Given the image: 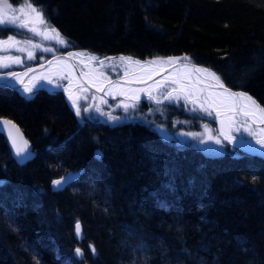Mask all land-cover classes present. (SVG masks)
I'll use <instances>...</instances> for the list:
<instances>
[{"label":"trees","instance_id":"trees-1","mask_svg":"<svg viewBox=\"0 0 264 264\" xmlns=\"http://www.w3.org/2000/svg\"><path fill=\"white\" fill-rule=\"evenodd\" d=\"M30 1L76 49L191 57L264 108V0ZM0 117L37 150L19 165L0 134V264H78L77 220L87 264H264V157L174 149L139 123L80 125L60 94L0 88ZM72 166L85 174L54 191Z\"/></svg>","mask_w":264,"mask_h":264},{"label":"rangeland","instance_id":"rangeland-1","mask_svg":"<svg viewBox=\"0 0 264 264\" xmlns=\"http://www.w3.org/2000/svg\"><path fill=\"white\" fill-rule=\"evenodd\" d=\"M23 2L25 3V12L27 13V15H25L24 13H21L19 8H15L17 7L15 5H19V2H16L13 0H10V3L13 4L16 11L13 12L7 9V6H5V10L9 16L16 15L20 19L29 21V25L33 26L32 22L34 20H37L38 18L36 17V14L34 12H31L30 9L27 8V4L29 2L28 1H23ZM35 6L37 8L42 9V7L39 4L38 5L35 4ZM43 16H44V19L47 21V23L40 24L37 22L34 24L36 28L43 31L49 26L55 27L47 19L44 11H43ZM7 26L10 29L7 28ZM19 29L14 27L13 25H0V39H6L8 36H15L16 40L21 41V43L17 44L15 47L4 48V51L7 50L8 52L7 55L19 56L23 60V63L29 59L27 56V52L26 51L21 52L18 50L19 48H26L35 53V59L29 60L33 64V63L38 62L39 59H40L39 63L44 62L47 59H49L51 56H53V54L64 53V51L66 50L68 51L72 47L68 39L64 37L62 33L60 34L68 42L67 45H62L58 43L55 39H45L41 35H35L32 32L28 31L26 28H19ZM26 39L33 40L34 44L41 45V47L36 48V47H33V45L23 43V41H25ZM44 48H51V49H54L55 51L45 52L43 50ZM4 54H6V52ZM114 55L115 56H110V57H114L115 59L105 60L103 64L95 63L92 65V67L87 66L86 69L91 72H94L95 73L94 76L109 79V78H112L113 76H118L120 74H125L128 72L134 71V70L142 69L150 65V64H136L134 61L136 60L150 61L151 58L140 60L138 57L127 55V57L128 56L132 57L133 60L132 61H128V60L122 61L119 59L120 56H118V54H114ZM1 56H4V55H1ZM99 58L101 60L105 59V57H99ZM153 58L161 59L165 57L156 56ZM39 63H36V64H39ZM28 64H25V66ZM160 65L162 66L168 65V63L162 62ZM12 71H17V70H12ZM46 77H50L51 80H53L55 84H58V85H65L69 82V77L65 74L60 75L59 73L54 76L46 75ZM155 85L156 84L150 85L152 86L151 93L156 99L163 100L164 103L156 104L152 102L151 100L146 99V100L137 102V108L136 109L130 108L127 114L124 112L123 105L131 104L133 103L132 101H129L126 99H117V100L112 101V100L106 99L105 97H101L100 95L96 96L97 94H92L87 90L82 91L80 89H77L74 92V94L76 95L80 94L81 96V99L77 101V103L81 107L82 114L80 117H78L76 115L75 108H72L76 121L80 125H83L84 123H87V122H96L97 120L106 122V124L104 125H115V124H120L122 122L139 120V121H143L147 124L152 125V127L156 129L157 133L159 134V136L161 137L163 141H166V142L167 140L172 141L175 145L179 147H182V146L194 147L199 150H203L204 152H207L208 154H211L213 156L214 155L220 156L226 153L235 152V150L232 149V147H229L228 145L225 144V141H223L221 137H219V139L222 141V143L220 144H217L215 140L207 139L209 134L213 136H218L216 123H215L213 115L209 116L207 115V113L199 110L201 101L197 99L198 94L193 88L184 87L183 90L185 93H183L179 90V89H182V86H179V85L169 84V83H160L161 85L160 87H156ZM150 86H147L145 89H148ZM173 88L178 90V93H174V95L178 94L179 100H172V101L164 100L163 99L164 95H166L169 91H172ZM16 92L19 93L18 90ZM72 94L73 93H71V95ZM186 94L190 95L191 99H196L198 102L193 104L191 102V99L186 100L185 99ZM25 96L28 98L30 96H33V94H26ZM148 104L150 106H148ZM97 107H99L101 111L104 113H111L114 116L122 117V119L119 121H110L106 115H101L100 112L96 111ZM84 108H89V111L83 112ZM193 109H196V110L193 111ZM4 118H7V117H4ZM205 124L209 125V128L213 130L211 133L205 130V128L203 127ZM253 131L256 133L255 136H250L248 135V133L244 132L243 130H241V132L239 133L233 131L232 134L237 136L238 138H243V139L255 138V137L260 136L254 129ZM187 133H197L200 135L193 137V136L186 135ZM201 141H204V142H201Z\"/></svg>","mask_w":264,"mask_h":264},{"label":"snow or ice","instance_id":"snow-or-ice-1","mask_svg":"<svg viewBox=\"0 0 264 264\" xmlns=\"http://www.w3.org/2000/svg\"><path fill=\"white\" fill-rule=\"evenodd\" d=\"M18 2H19L20 12L27 15V13L25 12V3L23 2V0H18ZM5 6H7V9H9L13 12L16 11L13 4L10 3V0H0V25H13L14 27H16L18 29L19 28H26L28 31L32 32L35 35H41L45 39H55L58 43H60L62 45H67L68 42L61 36L59 30L56 29L55 27L49 26L48 28L41 31L34 26V24L37 22L40 24H46L47 23V21L44 19L42 9L37 8L34 5V3L29 2L27 4V8L30 9L31 12H34L36 14V17L38 18L37 20H34L32 22L33 26L29 25V21L24 20V19H20L16 15L9 16L5 10ZM19 43H21V41L16 40L15 36H8L6 39H0V51L4 50L5 46L11 48V47H15ZM23 43L33 45V47H36V48L41 47V45L34 44L33 40H31V39H26L25 41H23ZM18 50L21 52L26 51L29 60L35 59V53L33 51H30L26 48H19ZM43 50L45 52L55 51L54 49H51V48H44ZM68 55L72 56L73 53L69 52ZM77 55H88L93 60L99 59L98 57H96L90 53H78ZM105 59L112 60L115 58L114 57H105ZM119 59L122 61L123 60H128V61L133 60V58L130 56H128V57L121 56ZM180 59L191 62L192 58L187 57V56H185L183 58H181V57H168L167 58L168 61H174V60H180ZM99 62H100V64H103L104 60H100ZM134 62L136 64H154L156 61L155 60H151V61L136 60ZM22 63H23V60L19 56H9V57L0 56V69H6V68L10 67L11 65L22 64ZM48 63L51 64L52 62L49 61ZM58 63H66V62L65 61H58ZM40 67L42 68L43 65L41 64ZM185 67L187 68V65H185ZM67 70L70 71L71 66H69V68ZM34 71H35V69H33V68H27V71L24 73H17L14 71H8V72L0 71V79H6V82H7V80L10 78V79H14L15 81H17L19 83H24L22 77L24 75H27V73H31ZM191 71L195 72V73L207 74L209 77H211L213 80H215L216 86L223 89L222 93L217 94L218 96H224L225 94H227V96L230 98H242L245 101L250 102V105L246 103L242 107H240L239 110H237V107L235 106V104H233L228 109L229 111H231L233 113V115L226 117V122L221 121L222 127H221V131H220L219 135L223 136L224 140H228L229 142H235L237 140V136L232 134L233 131L239 133V132H241V130H243L244 132L248 133V135L255 136L256 133L253 131V129L250 125H247V121H245L244 123H239V125H238V122L236 121L235 117H236V115H239V114H243L246 117L253 115L252 112L246 110L250 106L254 107V108H258L261 113H264V108H260V106L257 104V102L251 96H249L248 93H246V92H232L231 89L227 88V86L224 84V81L221 79V77L219 75H217V73L215 71H213L212 69L205 68V67H199L195 64H192L191 65ZM60 75H63V70L60 72ZM190 76H191V73H188L185 76V78L190 79ZM37 79H38V77L33 76L31 78V80L29 81V85H31V86L25 85L23 91L27 94H31L33 92L35 86H36L35 83H33V81H36ZM39 79H47L49 83H55L53 80H51L50 77L44 76L43 73L40 74ZM149 79H151L150 76H149ZM69 83H71V81H69ZM172 83H174V84L180 83V81L178 79H174V80H172ZM56 86L59 87L58 84ZM155 86L160 87L161 86L160 82L157 81ZM114 87L119 88V87H121V85L115 84ZM151 87L152 86H150L148 89H144V88L129 89V91L134 93L130 97V99L133 101V103L124 104L123 105L124 112L127 114L130 108L131 109L137 108V102L140 100L139 93H142V92H146L148 95V98L150 100H154L157 104L162 103L163 102L162 100H158L154 96H152ZM184 87H187V86L182 85V89ZM65 91H68V89L66 88ZM199 91H203V89H199ZM174 93H178V90L175 88H173L172 91H170L166 95H164L163 99L167 100V101L179 100V95L178 94L174 95ZM69 99L72 101V104L75 107L76 115L78 117H80L82 112H81V107L77 103L78 98L73 99L72 96L70 95ZM185 99L186 100L191 99L190 95L186 94ZM191 102L193 104H195L198 101L196 99H191ZM105 103H106V101H105ZM206 103L208 104V107H205ZM214 103L215 102L210 101L209 98H205L204 102L200 103L199 110L203 111V112L207 113V115L211 116L212 113H211V111H209V109L214 106ZM195 110L196 109H193V111H195ZM88 111H89V108L83 109V112H88ZM96 111L100 112L101 115H106L110 121H119L122 119V117H120V116H114L111 113L102 112L99 107L96 108ZM219 115H220V113L218 110L217 111V117H219ZM203 127L209 133H211L213 131L211 128H209V125H207V124H205ZM0 130L6 132V135H7L9 142H10V145H11L12 149H14L13 154L17 158L18 163H23L32 157L33 154L31 152V148H30L29 142L27 140H23L22 144L17 143V139L13 135V130H15V132L17 134H19V129L13 121L4 119L3 117H0ZM260 131L264 132V129H260ZM186 135L195 137V136L200 135V134L187 133ZM207 139L208 140H215V142L217 144L222 143V141L219 139V136H213V135L209 134ZM201 142H204V141H201ZM256 143L260 145V154H264V138L257 139ZM97 155L99 157L101 154L98 152ZM71 178H72L71 174H68V175L60 177L59 179H54L52 181V186L56 189H59L63 185H65L66 183L70 182ZM253 179H255V177H253ZM75 232H76L77 237L79 238L80 234H81V225H80L79 221H77V223L75 225ZM89 247H90V250L92 251V253L95 254L96 253L95 247L92 245H90ZM75 255L76 256H82L83 255L82 249L76 248L75 249Z\"/></svg>","mask_w":264,"mask_h":264},{"label":"bare ground","instance_id":"bare-ground-1","mask_svg":"<svg viewBox=\"0 0 264 264\" xmlns=\"http://www.w3.org/2000/svg\"><path fill=\"white\" fill-rule=\"evenodd\" d=\"M23 1H28V2H30V0H23ZM35 5V4H34ZM15 6H17V7H15V8H19V5H15ZM7 28H9L8 26H7ZM10 29V28H9ZM20 30V29H19ZM10 33V32H9ZM69 52H71V53H73V55L72 56H70L71 58H73L75 61H76V65H77V69H80V70H82V71H84V78L86 79V81H88L90 84H92V85H94V86H98V85H100L104 80H112V79H117V78H119V77H127L126 78V81L127 80H129L130 81V83L131 84H125V83H122V82H117V83H114V84H111L109 87H107L105 90H104V92H105V94L108 96V97H112V99H110V98H108L107 96H105V95H102V94H100V93H95V92H93V91H90L86 86H84V85H82L81 84V82H80V80H79V78H78V76L76 75V73H75V71L72 69V67H71V70L70 71H68L67 69L69 68V66H72V63L71 62H69L68 60H59V61H65L66 63H58V61H56L52 66H51V68L46 72H44L43 74H44V76H46V75H49V76H54V75H56V74H59L62 70H63V74H65V75H67L68 77H69V81H71V83H67V84H65V85H59V87H61V88H64V89H62V90H60V89H58V90H51V88L50 87H52V86H56L57 84H55V83H49L48 82V80L47 79H39V76H36V77H38V79L36 80V81H33V83H35V87H39L38 89H34L33 90V92L31 93V94H36V93H39V92H46L47 94H60L61 96H62V98H63V100L65 101V103L66 104H68L69 105V107L72 109V108H75L74 106H73V104H72V101L69 99V96L71 95V93H73L74 94V92L77 90V89H80V90H82V91H85V90H87V91H89L90 93H92V94H97L96 96H101V97H105L106 99H108V100H117V99H126V100H129V101H132L131 99H129L134 93L133 92H131V91H129V89H140V88H146L147 86H150V85H153V84H156V81H152V82H149V83H147V84H145V85H140V83H141V81L142 80H144V79H146L150 74H151V72L152 71H154V69H149V66H146V67H144V68H142V69H138V70H134V71H131V72H128V73H125V74H120V75H118V76H113L112 78H109V79H105V78H100V77H98V76H94V72H91V71H89V70H87L86 68H87V66H91L92 67V65L93 64H95V63H100L99 61L101 60L99 57H110V56H115L114 54H109V55H105V56H99L98 54H99V52H97V51H93L92 52V50L90 49V48H86L85 50H80V49H76V47H74V45L72 44V47H71V49L70 50H66V51H64V53H69ZM78 53H90V54H92V55H94V56H96V57H98L99 59H97V60H93V59H91L90 58V56H88V55H77ZM58 54H61V53H58ZM53 55H56V54H53ZM118 56H125V57H127V54H124V53H118ZM140 59V58H139ZM102 60H107V59H102ZM141 60V59H140ZM151 60H154V58L152 59H150V61ZM178 61H180V60H178ZM162 62H167L168 63V65L170 64L168 61H166V60H159L158 62H155L153 65H159V66H162V65H160ZM177 62V61H176ZM192 62V61H191ZM33 65H36V64H32V65H30V66H33ZM30 66H28V67H30ZM164 66H167V65H164ZM28 67H26V68H28ZM26 68H24V69H26ZM24 69H21V70H24ZM1 71V70H0ZM7 72V71H6ZM180 72H181V75L185 78V76L188 74L187 73V70L186 69H184V68H180ZM171 74L172 75H176L177 76V74L178 73H176V72H171ZM207 76V75H206ZM163 79H165V80H167V81H170V82H165V81H163V80H160L159 82L160 83H169V84H174V83H172V80H174V79H172V78H169V77H166V76H163L162 77ZM167 78V79H166ZM13 83H19V82H17V81H15V82H13ZM20 84V83H19ZM115 84H119V85H121V87H114V85ZM51 85V86H50ZM175 85H179L178 83H175ZM31 86V85H30ZM180 86V85H179ZM186 86V85H185ZM57 87V86H56ZM187 87H191V88H193L195 91H196V89L194 88V87H192V86H190V85H187ZM0 88H8V87H0ZM20 88L23 90L24 89V87H19V91H20ZM68 89V91H65V89ZM232 88V87H231ZM8 89H10V88H8ZM84 89V90H83ZM234 90H239V91H243V90H241V89H236V88H233ZM10 90H12V89H10ZM13 91H15V90H13ZM170 92V91H169ZM197 92V91H196ZM223 91H220V90H218V91H216L215 89H213V91H211L208 95H209V98H210V101H214L215 103H214V107H216L217 109H222L223 111H225V110H228L233 104H234V100L232 99V98H230V97H228L227 96V94H225L224 96H218L217 94L218 93H222ZM25 93V92H24ZM67 93V94H66ZM71 95L72 96V98L73 99H77V101H79L80 99H81V96H80V94H74V95ZM211 94V95H210ZM139 95H140V100L138 101V102H140V101H143V100H146V99H148V100H150L149 98H148V95H147V93L146 92H142V93H139ZM153 96V95H152ZM241 100H242V102H244L245 104L246 103H249L250 104V102H248V101H245L244 99H242V98H240ZM199 100V99H198ZM152 102H154V103H156L154 100H151ZM163 101V100H162ZM133 102V101H132ZM164 103V101L162 102V103H160V104H163ZM157 104V103H156ZM148 106H150L149 104H148ZM146 108H148V107H146ZM210 111V110H209ZM211 113H212V115L214 116V120H215V123H216V128H217V118H216V115L211 111ZM231 115H233V113H228L226 116H222L221 117V120L222 121H225L226 122V117H228V116H231ZM237 118V119H236ZM235 119H236V121L238 122V123H244V121H247V125H250L257 133H258V135H260V136H258V137H263V134H262V132L260 131V129L259 128H257L256 126H254V125H252L244 116H242V115H236V117H235ZM12 120V119H11ZM243 120V121H242ZM125 123H139V124H141V125H143V126H147V128L150 130V131H152V132H157L156 131V129L154 128V127H152V125H150V124H147V123H145V122H143V121H137V120H135V121H127V122H122V123H120L121 125L122 124H125ZM85 125H89V126H91V125H104V124H106V122H104V121H99V120H97L96 122H87V123H84ZM221 127H222V125H221ZM21 130L23 131V129L21 128ZM23 133H24V138H25V140H27L28 142H29V145H30V148H31V151H33V152H35V153H37V150L35 149V147H34V144H33V142H32V140L26 135V133L23 131ZM219 133H220V131H219V129L217 128V134H218V136L219 137H221L220 135H219ZM4 138H5V140H6V145H7V150H8V152H9V154H10V156L13 158V160L17 163V164H19V165H24L25 163H27V162H29V161H31L32 160V158H30L29 160H27V161H25V162H23V163H18L17 162V159L13 156L14 154V149H12V147H11V145H10V143H9V141L6 139V137H5V135L3 134V133H0ZM159 135V134H158ZM160 137V136H159ZM257 137V138H258ZM161 138V137H160ZM222 138V137H221ZM243 140H246L247 142H245V141H243ZM224 141V140H223ZM167 145H169V146H171V147H173L174 149H184V148H190V147H188V146H182V147H179V146H177V145H175L172 141H168L167 140ZM225 144L226 145H228L229 147H232V149H234L235 150V152H230V153H239V152H241V153H247V154H251V155H255V156H259V155H261V156H264V154H260V145L259 144H257L256 143V141H253V142H251V141H249V139L247 138V139H243V138H238L237 137V140L235 141V142H232V143H228L227 141L225 142ZM194 148V147H193ZM195 149H197V148H195ZM100 151L101 152V155L98 157V155H97V151ZM202 152H203V154H205L206 156H210V157H215V155L213 156V155H211V154H208L207 152H204L203 150H201ZM249 151V152H248ZM252 152V153H251ZM257 154H256V153ZM227 154V153H226ZM36 155V154H35ZM93 156H94V158H101V156H102V151L100 150V149H95L94 150V153H93ZM218 156V155H217ZM221 156V155H220ZM84 171H85V168L84 167H82V166H80V167H71V168H68V169H66L65 170V172H63L61 175H60V177H62V176H65V175H68V174H71V176L73 177V179H72V181H70L68 184H66V185H64V186H62L61 188H59V189H56V188H54L53 186H52V189L54 190V191H61V190H64L65 188H67L68 186H70L71 184H73V183H75V182H77L78 180H80V178L85 174L84 173ZM75 175V176H74ZM60 177H57V178H54V179H59ZM74 177H75V179H74ZM54 179H52V181L54 180ZM3 181V182H2ZM3 183H4V179H0V185H3ZM52 184V183H51ZM77 221H79L81 224H82V226H83V223L80 221V220H77ZM77 221H75V223H74V225L77 223ZM83 232H84V238H82V240L81 241H78L77 239H76V237H75V226H74V232H73V236H74V238H75V241H76V243L73 245L74 247H73V250H72V252H71V256L76 260V261H78L79 263L78 264H87L86 262H84V261H86V258H85V251H84V248H83V243H84V241L86 240V233H85V230H84V226H83ZM76 248H80V249H82V251H83V257L81 258L80 256H76L75 255V249ZM81 261V262H80Z\"/></svg>","mask_w":264,"mask_h":264},{"label":"water","instance_id":"water-1","mask_svg":"<svg viewBox=\"0 0 264 264\" xmlns=\"http://www.w3.org/2000/svg\"><path fill=\"white\" fill-rule=\"evenodd\" d=\"M64 59L65 60H68L69 62L72 63V66L71 67L75 71L76 75L78 76L81 84L84 85V86H86L90 91H93L95 93H100L102 95L107 96L105 94L104 90L107 87H109L111 84H114V83H117V82H122V83H125V84H131L129 80L126 81V78L127 77H123L122 76V77H119L117 79L104 80L100 85H98L96 87V86L90 84L88 81H86V79L83 77L84 76V74H83L84 71H82L80 69H77L76 61L73 58H71L67 53H61V54H56V55L51 56L49 59H47L44 62H41L39 64H36V65H33V66L28 67V68L35 69V71L34 72H31V73H27V75H24L22 77L24 83H20V84L19 83L18 84L17 83H13V82H15V80L14 79H10V78L7 80V82H6V79H0V87H8V88L13 89V90H16V91L18 90V92L20 94H23L24 91L21 90V88H20V91H19V87H24L25 85H29V81L31 80V78L33 76L36 77V76H39L41 73H44L45 71L47 72L56 61L64 60ZM154 60L156 62H158L159 60H162V58L161 59L160 58L159 59L158 58H154ZM49 61H51L52 63L49 64L48 63ZM41 64L43 65L42 68L40 67ZM192 64H195V65H197L199 67H203L202 65L197 64L195 62H188V61H185V60H180V61H177V62H173V63H171V64H169L167 66H159V65L150 64L149 65V69H154V71H152L151 74L149 75L151 77V79H149V76H148L146 79H144V80L141 81L140 85L143 86V85H145V84H147L149 82H152V81H156L157 82V81H160V80H163L165 82H170V81H167V80L163 79L162 78L163 76H166V77H169V78H172V79H178L180 81V83H178L179 85H186V86L187 85H190V86L194 87L196 89V91H197V94H198L197 99H199V101H201V102H204L205 98H209V95L208 94L211 91H213V89H215L216 91H218V90L223 91L222 88H219L218 86H216V81L213 80L212 78L205 76L203 73H195V72H192L191 71V65ZM185 65H187V68L185 67ZM180 68H184V69L187 70V73H191L190 79L184 78L181 75ZM26 71H27V68L24 69V70L14 71V72L24 73ZM173 71L176 72V73H178L177 76L176 75L174 76V75L171 74V72H173ZM226 86H227V88L231 89L232 92H245V91L234 90L233 88L229 87L228 85H226ZM38 88L39 87H35L34 89H38ZM50 88H51V90H58V89L62 90V89H64V88L56 87V86H52ZM199 89H203V91H199ZM181 91L184 92L183 90H181ZM248 95L251 96L257 102V104L260 106V108H262L261 105H260V103L252 95H250V94H248ZM108 98H110V97H108ZM110 99H112V97ZM232 99L234 100V104L237 107V110H239V108L242 107L245 104L244 102H242V100L240 98H232ZM247 104H249V103H247ZM205 107H208V104L207 103L205 104ZM209 110L212 111L216 115V118H217V128L219 129V131H221V121H222L221 120V117L222 116H226L228 113H232V112L229 111V110H225V111H223L222 109L219 110V109H217L214 106L212 108H210ZM218 110H219V113H220L219 117H217V111ZM246 110L252 112L253 115L247 116V117L244 116L243 114H240V115L244 116L252 125L256 126L257 128L264 129V114L261 113L258 108H254V107H251V106L248 109H246ZM4 119L11 120L9 118H4ZM11 121H13V120H11ZM15 125L19 129V134H17L15 132V130H13V135L16 137L17 143L18 144H22V141L25 140L24 133L21 130V127L17 123H15ZM0 133H3L5 135V137H6V139L8 140L5 131L0 130ZM262 134H263V137H258V138L250 139L249 141L253 142V141H256L257 139L264 138V132H262ZM221 137L224 140V137L223 136H221ZM224 141L225 142L227 141L229 144L232 143V142H229L228 140H224ZM243 141L247 142L246 140H243ZM31 152L33 154L31 158L33 159L36 156L35 155L36 153L33 152V151H31ZM98 152L101 154V152L99 150L97 151V153ZM72 179H73V177L71 178L70 181H72ZM74 179H75V177H74ZM68 183H66V184H68ZM80 225H81V234H80V237L78 238L77 235H76V232L74 233L75 234V237H76V239L78 241H81L82 238H84L83 226H82L81 223H80ZM83 255L80 256V257L82 258Z\"/></svg>","mask_w":264,"mask_h":264},{"label":"flooded vegetation","instance_id":"flooded-vegetation-1","mask_svg":"<svg viewBox=\"0 0 264 264\" xmlns=\"http://www.w3.org/2000/svg\"><path fill=\"white\" fill-rule=\"evenodd\" d=\"M7 46H5V48H6ZM6 52V54H4ZM7 50L6 51H4V50H2V51H0V56L1 55H4L5 57H9V56H11V55H7ZM40 60V59H39ZM38 60V62H36V63H39L40 61ZM29 63V64H28ZM31 62L29 61V60H26L24 63H22V64H14V65H11L10 67H8V68H6V69H0L1 71H4V72H8V71H12V70H21V69H24V68H26V67H28V66H30V65H32V63L30 64ZM36 63H33V64H36ZM25 64H28V65H26L25 66Z\"/></svg>","mask_w":264,"mask_h":264}]
</instances>
